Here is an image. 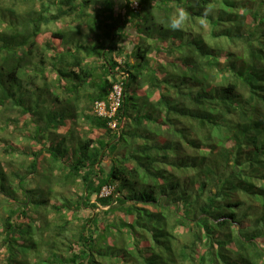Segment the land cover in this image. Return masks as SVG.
Masks as SVG:
<instances>
[{"label":"trees","instance_id":"1","mask_svg":"<svg viewBox=\"0 0 264 264\" xmlns=\"http://www.w3.org/2000/svg\"><path fill=\"white\" fill-rule=\"evenodd\" d=\"M132 3L0 0V264H264V0Z\"/></svg>","mask_w":264,"mask_h":264},{"label":"rangeland","instance_id":"2","mask_svg":"<svg viewBox=\"0 0 264 264\" xmlns=\"http://www.w3.org/2000/svg\"><path fill=\"white\" fill-rule=\"evenodd\" d=\"M124 0H117V5L119 6L118 7V11H120V5L123 7L124 6ZM151 8L155 11V10H157V11H160L159 10V8H158V5L156 4V3H153L152 5H151ZM166 8V6L165 7H162L161 6V9L162 10H164ZM163 14H164V12H163ZM162 14V15H163ZM91 15H93V12L90 14V16ZM162 15L160 16V19H156V21L155 22H149V23H146V22H144L145 23V27L147 28L148 26L149 27H152L153 25H155L156 23L157 24H159V23H161V17H162ZM184 16V15H183ZM58 28H60V29H62V28H66L65 27V24H59L58 26H57ZM52 29H56L55 27H53ZM179 29V25L176 27V28H173V31H176V30H178ZM131 30V29H130ZM130 33H133V34H135V35H137V33H136V31H134V30H131L130 31ZM187 33H189V32H187ZM144 34V33H143ZM173 34H175V33H173ZM54 39L52 38V36H51V34L50 33H46V34H44V36L42 37V41L44 42V43H52V44H54L55 45V43H54V41H53ZM176 40H177V38H176ZM172 41H173V39H171V40H169V41H167V42H165L166 44H164L163 45V48L166 50V52H168V49L170 48V46H171V43H172ZM177 41H179V40H177ZM146 42H150V41H146ZM131 42L130 41H126L125 43H123V45L124 46H127L128 48H132V45L130 44ZM178 44V43H177ZM56 46V45H55ZM60 46H61V44H60ZM61 47H63V46H61ZM161 47V44H158V45H156L155 46V48H160ZM157 51H155L151 56H150V59L151 60H157V59H159L160 61H162V62H165V63H168V62H170V55L167 53V55L166 54H163V55H161V54H159V53H156ZM180 53V52H179ZM212 53V52H211ZM175 54L177 55V57L179 58V54H178V52L176 51L175 52ZM213 54V56L214 57H216V58H218L220 61H225L226 59V57H225V54L223 53V54H220V53H215V52H213L212 53ZM173 58V57H172ZM172 60V59H171ZM152 63H155V62H153L152 61ZM183 68V67H182ZM148 88H146L145 90H147ZM147 93V92H146ZM13 117V116H12ZM7 137V135H2V134H0V156L1 157H3V159H6V158H9V155H7V156H4V153L2 152V148H4V143H3V141L5 140V138ZM28 137V135H26V134H23V135H17V134H14V135H12L11 137H10V139H8L10 142H12V141H15V143L17 144V145H19L20 146V148L21 149H23V150H25L26 148H27V145H28V148L30 147L29 146V144H27L26 145V143H25V140H26V138ZM23 139V142H21V140ZM162 139V138H161ZM12 159H15V161L17 160V159H19V155H16V154H14V155H12ZM112 191H113V188L112 189H108V188H106L104 191H103V194H102V196H108V195H110L111 193H112ZM95 199V198H94ZM1 204H3V205H5V204H7V202H5V201H2L1 202ZM103 210H106V209H104V208H99L98 210H96V213L97 212H99V211H103ZM89 213H90V211H87V212H85V216H88L89 215ZM185 233H188L187 231L185 232ZM186 236H188L189 237V235H187L186 234Z\"/></svg>","mask_w":264,"mask_h":264},{"label":"built area","instance_id":"3","mask_svg":"<svg viewBox=\"0 0 264 264\" xmlns=\"http://www.w3.org/2000/svg\"><path fill=\"white\" fill-rule=\"evenodd\" d=\"M136 9V7H134ZM121 96H122V87L121 86H116L115 87V92L114 94L112 95L111 99L114 101L112 107H114L113 109V112H115L117 110V108L119 107L120 105V101H121ZM98 112L100 115L102 116H105L107 115V112H106V106L105 104H98ZM116 125H114L113 127H115Z\"/></svg>","mask_w":264,"mask_h":264},{"label":"clouds","instance_id":"4","mask_svg":"<svg viewBox=\"0 0 264 264\" xmlns=\"http://www.w3.org/2000/svg\"><path fill=\"white\" fill-rule=\"evenodd\" d=\"M130 2L132 3V0H130ZM132 4H133V6H132L133 8L136 7V9L134 8L136 11L139 10L140 5H139V3H138V0H137L136 3H132ZM180 16H181V18H182L183 14L181 13ZM170 26H171L172 28H176V27L178 26V21L175 20V19H170ZM117 86H120V85H117ZM115 112H116V111H115ZM115 112H113V114H114ZM113 114H112V115H113Z\"/></svg>","mask_w":264,"mask_h":264}]
</instances>
